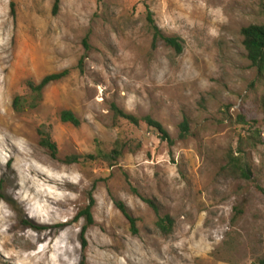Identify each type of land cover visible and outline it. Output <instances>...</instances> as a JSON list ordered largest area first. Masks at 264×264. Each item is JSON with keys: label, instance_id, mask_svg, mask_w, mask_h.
<instances>
[{"label": "rangeland", "instance_id": "374dc122", "mask_svg": "<svg viewBox=\"0 0 264 264\" xmlns=\"http://www.w3.org/2000/svg\"><path fill=\"white\" fill-rule=\"evenodd\" d=\"M263 9L264 0H0V264H264V89L241 34L264 24ZM148 13L182 40L180 56L153 42ZM64 72L36 108L15 111L17 96L32 97L29 82ZM116 108L150 116L172 144ZM64 111L80 126L62 122ZM48 134L56 158L41 145ZM117 144V157L99 156ZM231 157L246 161L249 179L228 169ZM166 215L169 234L156 227Z\"/></svg>", "mask_w": 264, "mask_h": 264}, {"label": "trees", "instance_id": "16d2710c", "mask_svg": "<svg viewBox=\"0 0 264 264\" xmlns=\"http://www.w3.org/2000/svg\"><path fill=\"white\" fill-rule=\"evenodd\" d=\"M148 23L150 25L149 30L153 35L154 43L161 40L167 46H169L175 51L176 56H180L183 53L184 47L182 44V40L176 36L166 37L162 33V31L158 28V26L155 24L150 13H148ZM241 34L243 37V46L246 50L247 58L250 61L252 67L256 68L258 73L257 75L258 81L263 86L264 89V24H255V25L253 24L246 28H243ZM66 75L67 73L64 72L60 74L47 76L38 85H36L33 82H29L28 87L31 90L30 93L32 97L31 99L30 98L25 99L23 97L17 96L13 101L14 102L13 106L15 111L18 113H24L27 112L28 110H32L36 108L42 99L44 89L51 83L63 79ZM260 110L264 118V90L260 98ZM115 114L118 118L125 119L136 127L146 126L147 128L158 133L162 140L167 141L169 144H172V140L167 130L159 122L155 121L150 116L137 118L117 108L115 109ZM61 121L64 123H69L74 127H79L81 124L80 120L70 111L62 112ZM180 130H181L180 136L183 138H185L189 134L190 127L187 121H184L181 124ZM41 140H42L41 141L42 147L47 149L52 157L56 158L58 154V148L56 143H54V141L52 140L51 135L50 134L45 135ZM119 152H120V147L117 144L115 148L111 151L112 153L111 155H109V152L105 153V151L99 150V156L109 160V158L111 157H115V156L117 157ZM228 166H229L228 169L234 174L242 175L245 179H249L250 169L248 168L246 161H244V159L231 157ZM143 200L152 207V209L155 211L157 215L159 214L158 207L152 200L145 198H143ZM117 208L128 219L131 225V232L133 234H137L138 230L136 228V220L129 214L128 210L123 204L121 203L117 204ZM82 216L88 219L89 224H92L93 218L89 208ZM28 226L31 229H35V230L37 229L32 223L30 224L28 223ZM173 226H174V220L172 219L171 216L169 215H166L164 217L158 216V222L156 224V227L162 233L165 234L171 233Z\"/></svg>", "mask_w": 264, "mask_h": 264}]
</instances>
